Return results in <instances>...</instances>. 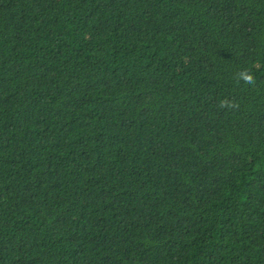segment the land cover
<instances>
[{
	"label": "trees",
	"instance_id": "16d2710c",
	"mask_svg": "<svg viewBox=\"0 0 264 264\" xmlns=\"http://www.w3.org/2000/svg\"><path fill=\"white\" fill-rule=\"evenodd\" d=\"M0 264H264V0H0Z\"/></svg>",
	"mask_w": 264,
	"mask_h": 264
},
{
	"label": "clouds",
	"instance_id": "9594fccd",
	"mask_svg": "<svg viewBox=\"0 0 264 264\" xmlns=\"http://www.w3.org/2000/svg\"><path fill=\"white\" fill-rule=\"evenodd\" d=\"M246 79H247V81L249 82V83H251L252 82V77H246Z\"/></svg>",
	"mask_w": 264,
	"mask_h": 264
}]
</instances>
